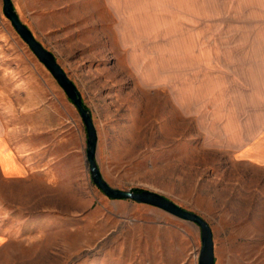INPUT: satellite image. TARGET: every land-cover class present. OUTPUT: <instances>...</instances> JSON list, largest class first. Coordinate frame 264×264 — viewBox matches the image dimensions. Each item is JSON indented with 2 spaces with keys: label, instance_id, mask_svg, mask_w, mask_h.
I'll return each mask as SVG.
<instances>
[{
  "label": "rangeland",
  "instance_id": "374dc122",
  "mask_svg": "<svg viewBox=\"0 0 264 264\" xmlns=\"http://www.w3.org/2000/svg\"><path fill=\"white\" fill-rule=\"evenodd\" d=\"M10 1L89 111L105 183L154 192L199 216L214 264H264V168L239 164L233 151L252 138L264 34H205L202 0ZM4 113L27 148H44L60 180L51 208L32 216L35 231L4 232L14 253L0 264H197L195 225L108 200L91 184L79 116L0 0Z\"/></svg>",
  "mask_w": 264,
  "mask_h": 264
},
{
  "label": "crops",
  "instance_id": "0c3cea01",
  "mask_svg": "<svg viewBox=\"0 0 264 264\" xmlns=\"http://www.w3.org/2000/svg\"><path fill=\"white\" fill-rule=\"evenodd\" d=\"M202 1L205 10L200 21L205 24V34H264V0ZM191 7L194 8L193 5ZM256 65L263 69V80L260 84L262 89L257 91L260 98L257 103L260 105L256 107L258 113L254 114L252 121V138L240 143L233 151L239 164L264 168V68L262 64ZM5 119L6 113L0 114V262L8 261L4 255L14 253L7 248L9 240L4 232L35 231L38 220H33L32 216L51 208L49 198L54 194L55 183L60 180L48 168L44 148L33 149L31 143L27 148L23 144V133L7 128L2 123ZM11 187L12 190L6 193L5 188ZM7 194H12L14 200L12 218L3 210V199ZM22 236L20 234L14 239L21 240Z\"/></svg>",
  "mask_w": 264,
  "mask_h": 264
},
{
  "label": "water",
  "instance_id": "95a60500",
  "mask_svg": "<svg viewBox=\"0 0 264 264\" xmlns=\"http://www.w3.org/2000/svg\"><path fill=\"white\" fill-rule=\"evenodd\" d=\"M1 12L19 39L26 45L36 60L56 82L66 99L77 112L85 134L84 166L91 184L108 200H130L136 204L156 208L174 218L195 225L199 231L200 248L197 264H214L212 235L207 224L196 214L185 211L163 196L151 191H125L108 186L102 179L95 164L96 134L89 111L83 107L80 95L55 62L51 53L46 51L19 21L10 0H1Z\"/></svg>",
  "mask_w": 264,
  "mask_h": 264
},
{
  "label": "trees",
  "instance_id": "16d2710c",
  "mask_svg": "<svg viewBox=\"0 0 264 264\" xmlns=\"http://www.w3.org/2000/svg\"><path fill=\"white\" fill-rule=\"evenodd\" d=\"M132 192H140V190H137V189H133L131 190Z\"/></svg>",
  "mask_w": 264,
  "mask_h": 264
}]
</instances>
